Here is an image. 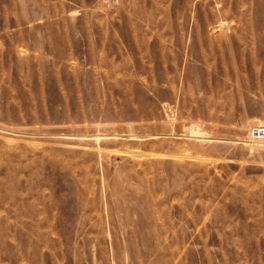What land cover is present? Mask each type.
<instances>
[{
  "label": "rangeland",
  "instance_id": "374dc122",
  "mask_svg": "<svg viewBox=\"0 0 264 264\" xmlns=\"http://www.w3.org/2000/svg\"><path fill=\"white\" fill-rule=\"evenodd\" d=\"M263 122L264 0H0V264H264Z\"/></svg>",
  "mask_w": 264,
  "mask_h": 264
},
{
  "label": "built area",
  "instance_id": "2783aa9c",
  "mask_svg": "<svg viewBox=\"0 0 264 264\" xmlns=\"http://www.w3.org/2000/svg\"><path fill=\"white\" fill-rule=\"evenodd\" d=\"M252 136L257 140H264V122L255 123L251 128Z\"/></svg>",
  "mask_w": 264,
  "mask_h": 264
},
{
  "label": "bare ground",
  "instance_id": "6f19581e",
  "mask_svg": "<svg viewBox=\"0 0 264 264\" xmlns=\"http://www.w3.org/2000/svg\"><path fill=\"white\" fill-rule=\"evenodd\" d=\"M260 122H261V120H260ZM193 131H195V132H199L200 130H195V128H193ZM200 135V134H199Z\"/></svg>",
  "mask_w": 264,
  "mask_h": 264
}]
</instances>
